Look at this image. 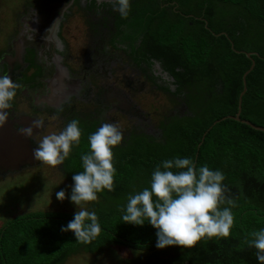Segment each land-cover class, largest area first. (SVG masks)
I'll list each match as a JSON object with an SVG mask.
<instances>
[{
	"label": "trees",
	"instance_id": "trees-1",
	"mask_svg": "<svg viewBox=\"0 0 264 264\" xmlns=\"http://www.w3.org/2000/svg\"><path fill=\"white\" fill-rule=\"evenodd\" d=\"M118 16L126 22L114 27L113 38L142 57L162 58L177 84L174 91L164 89L169 97L186 101V114L166 117L158 135L137 129L115 146L114 190L98 193L88 207L102 228L94 240L82 243L73 232L61 231L75 212L21 213L0 227V264H68L81 253L91 260L111 253L116 259L109 264H259L247 239L264 228V131L228 117L200 143L217 120L240 111L248 70L240 116L264 126V0H130L129 15ZM74 118L82 136L62 165L68 180L83 171L88 136L101 125L93 114H76L68 121ZM175 156L223 171L227 195L236 204L229 237L204 238L191 248H157L151 224L122 221L129 195L150 187L155 166ZM128 250L136 257L118 255Z\"/></svg>",
	"mask_w": 264,
	"mask_h": 264
},
{
	"label": "flooded vegetation",
	"instance_id": "flooded-vegetation-1",
	"mask_svg": "<svg viewBox=\"0 0 264 264\" xmlns=\"http://www.w3.org/2000/svg\"><path fill=\"white\" fill-rule=\"evenodd\" d=\"M96 5L93 0H25L14 10L6 7L13 25L0 43V75L11 76L20 87L0 127V177L15 168L10 155L17 152L7 145L10 133L32 145L31 155L21 153L32 163L43 136L59 132L55 124L62 122L64 128L76 114H93L100 124L114 122L128 138L137 129L158 135L166 117L186 114V101L169 97L164 89L174 91L177 84L162 58L142 57L132 46L116 42L112 31L126 21L113 0H96ZM76 11L88 35L80 48L67 38V19ZM35 120L43 126L35 127ZM29 127L31 136L23 131Z\"/></svg>",
	"mask_w": 264,
	"mask_h": 264
},
{
	"label": "clouds",
	"instance_id": "clouds-1",
	"mask_svg": "<svg viewBox=\"0 0 264 264\" xmlns=\"http://www.w3.org/2000/svg\"><path fill=\"white\" fill-rule=\"evenodd\" d=\"M113 6L121 16L129 15L130 0H113ZM19 87L11 76L0 75V127L9 118L7 110L11 108L10 102ZM33 124L40 128L43 121L35 120ZM23 131L31 136L32 127ZM9 136L7 145L17 152L10 155L14 159L12 163L15 168L12 171L16 175L26 168L42 166L44 162L53 166L63 165L73 146L80 143L82 128L79 120L74 118L61 131L43 136L34 150L36 162L32 163H28L25 155H21H31L32 145L15 139L11 133ZM122 140L123 131L114 122H103L88 136L90 151L81 155L83 171L73 174V184L67 197L79 210L67 225L61 226V231L73 232L79 242L89 243L102 231L97 213L89 211L84 205L97 200L98 193L105 189L114 190L117 169L114 166L113 149ZM18 147L24 151L20 152ZM224 180L222 170L212 169L207 164L198 166L191 157L164 159L152 171L150 187L129 195L126 206L122 208L121 219L133 225L142 226L145 222L151 224L156 229L157 248L170 245L191 248L204 238L229 237L235 220L232 208L236 204L227 195L230 189L223 183ZM55 195L63 201L66 191L61 189ZM247 245L255 248L257 261L264 264V228L252 231ZM118 255H122V252ZM129 255L132 253L129 252ZM113 259H116L115 256Z\"/></svg>",
	"mask_w": 264,
	"mask_h": 264
},
{
	"label": "rangeland",
	"instance_id": "rangeland-1",
	"mask_svg": "<svg viewBox=\"0 0 264 264\" xmlns=\"http://www.w3.org/2000/svg\"><path fill=\"white\" fill-rule=\"evenodd\" d=\"M24 1L25 0H0V43L3 37L5 40L7 39V32L13 25L10 23V12L6 7L13 8L14 10L15 7L22 5ZM78 13L79 11H76L75 14L67 19V38L74 48H80L82 45H85L88 39L85 21ZM163 98L166 100L165 97ZM161 105H163V102ZM159 112L160 111H158V113ZM122 122H120V124H122ZM57 124H55L56 126L53 129L61 131L63 129V123L60 122ZM52 126H49V128H52ZM61 165L53 166L44 162L41 168L37 167L33 169L32 166L16 175L13 174V171H9V173L0 177V227L11 217L25 212L51 209L70 212L79 210V208L67 198L70 194V186L73 184V180L70 181L65 177V174L61 170ZM38 170H42L40 171L41 174H39L40 172L36 173ZM38 180H42L43 182ZM38 182H40L41 185ZM2 184H8L11 187L7 188V190L9 189L7 191L5 188L1 187ZM61 189L66 191V198L63 201L58 200L55 195L56 192ZM96 201L97 200L86 202L84 206L89 209L88 207H91V204ZM107 254L109 258L105 256L106 254H103L98 259L91 260L90 255L84 256V254L81 253L73 257L68 264H109L113 261L112 258H114V255L111 253ZM122 255L126 257L133 256V254L129 255V252H122ZM105 259H108V262Z\"/></svg>",
	"mask_w": 264,
	"mask_h": 264
},
{
	"label": "water",
	"instance_id": "water-1",
	"mask_svg": "<svg viewBox=\"0 0 264 264\" xmlns=\"http://www.w3.org/2000/svg\"><path fill=\"white\" fill-rule=\"evenodd\" d=\"M247 54H248L249 56H251L252 53H251V52H247ZM249 71H250V70H248V71L245 73V75H244V84H245V87H244V90H243V92L241 93V97H240V111H239L236 115H229V116L224 117L223 119H219V120H217L213 125H211V126L207 129V131L204 133V135H203V139H202L200 145L203 143V140H204V138H205L207 132H208V131H209V130H210V129L216 124V123H218V122H220L221 120H224V119H226V118H228V117L234 118V119L239 120V121L244 122V123H247V124L251 125L252 127H255V128H258L259 130H263V131H264V126L257 125V124L253 123V122L250 121V120L242 119L241 116H240V114H241V109H242V107H241V104H242V96H243V94H244V93L246 92V90H247L246 76H247V74L249 73Z\"/></svg>",
	"mask_w": 264,
	"mask_h": 264
},
{
	"label": "bare ground",
	"instance_id": "bare-ground-1",
	"mask_svg": "<svg viewBox=\"0 0 264 264\" xmlns=\"http://www.w3.org/2000/svg\"><path fill=\"white\" fill-rule=\"evenodd\" d=\"M258 129V128H257Z\"/></svg>",
	"mask_w": 264,
	"mask_h": 264
}]
</instances>
